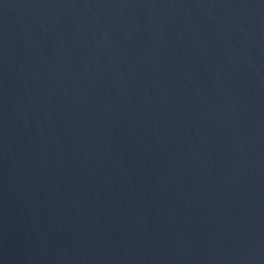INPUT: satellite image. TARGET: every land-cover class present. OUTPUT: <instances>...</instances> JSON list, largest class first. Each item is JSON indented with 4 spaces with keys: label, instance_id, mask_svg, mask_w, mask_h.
<instances>
[{
    "label": "water",
    "instance_id": "water-1",
    "mask_svg": "<svg viewBox=\"0 0 264 264\" xmlns=\"http://www.w3.org/2000/svg\"><path fill=\"white\" fill-rule=\"evenodd\" d=\"M0 264H264V0H0Z\"/></svg>",
    "mask_w": 264,
    "mask_h": 264
}]
</instances>
